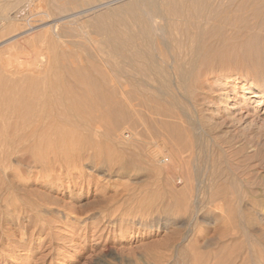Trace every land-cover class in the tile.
<instances>
[{"label": "rangeland", "instance_id": "obj_1", "mask_svg": "<svg viewBox=\"0 0 264 264\" xmlns=\"http://www.w3.org/2000/svg\"><path fill=\"white\" fill-rule=\"evenodd\" d=\"M26 1L0 0V180H3L0 181V264H187L189 259L194 260L191 264H195L207 260V256L213 261L219 260L220 264H243V261L249 264L251 259L253 262L250 264H264V117L249 116L238 111L232 113L234 115L228 114L229 117L213 114L218 98L214 94L221 81L234 76L245 78L247 85L264 81V0H213L209 9L201 8L206 10L203 12L208 20L206 18V27L202 29L204 38H201L200 45L206 46L209 54L206 61L199 59L195 66L199 67H196L198 71L201 68L202 72L206 68L207 74L204 72V76L200 77L201 80L205 79L202 84L204 90L199 89V81L196 75H192L195 76L194 80L190 77L185 79L182 90L175 80L173 83L176 82V86L168 82V86H172L168 92L165 87L162 89V75L149 73L142 59L129 68L125 67L128 71L124 70L123 73L119 71L115 74L111 70L107 53L111 51V46L105 42L104 29L112 30L116 20L111 14L112 8L101 6L100 9L98 6L87 10L84 6L66 11L54 9L56 11H50L53 13L49 19L41 13L42 8L37 7L40 0H29L28 6ZM96 8L100 9L99 12ZM96 12L99 20L104 14L108 16L99 21L97 15L93 16ZM14 15L16 19L12 18ZM55 20H61L57 24L63 34L61 44L53 41L50 34H47L50 39L43 35V31ZM98 22H102L100 26ZM28 25L34 28L29 29ZM223 37L229 38L230 43H221ZM100 44L104 45L100 47ZM6 56L12 58L7 59ZM38 56H43V59H35ZM106 57L109 63L104 62L103 58ZM199 62L206 63V66L199 65ZM103 68L105 75L101 71ZM74 70L76 75H68ZM146 77L149 79L146 80ZM101 78H110L107 81L112 80L113 83L104 82ZM138 78L146 80L147 83L143 81L145 86ZM73 79L79 83L73 82ZM82 80L85 81L83 85ZM115 81L121 84L119 91L127 100L133 101V111L129 113L126 107L122 110L127 116L120 124H111L110 115L114 112L101 113L106 118L100 112L89 113V108L84 106L87 103H78V97L75 98L78 95V99H88L86 94L94 98L91 93L100 92V86L105 84L107 90L106 87L115 85ZM117 83L114 89L118 88ZM111 86L113 92L109 88L107 90L111 92H108L110 96L119 97L120 92L116 93L118 89L114 91ZM178 92L182 96L179 97ZM68 93L73 94L72 97ZM185 95L190 97L186 101ZM52 96H57L53 99L56 105L51 101ZM196 96L200 97L197 99ZM162 99H167L165 107L170 105L171 109L167 107V110L172 115L188 110L189 115L196 119L200 136L198 131L197 134L193 133L192 128L185 124L188 117L184 114L178 121L179 125L174 124L180 129L173 127L164 132L163 129L167 130L168 127L162 125V120L167 119L162 116L166 103ZM188 102L193 104L190 106ZM78 106L81 108L78 109ZM75 113H80L81 117ZM46 119L52 122H48L50 126H46ZM174 121L171 120L172 125ZM13 124L17 127L12 129ZM43 125L46 129H43ZM182 125L186 128L180 127ZM108 126L110 129L113 126L115 131L107 129ZM89 128L94 136L88 133ZM10 129L13 131H8ZM11 132L16 133L9 135L13 134ZM168 132L175 135L168 137ZM21 136L25 138L21 140ZM208 137L211 138L207 141ZM173 138L178 148H189L182 154L186 170L185 166L184 169L180 167L177 176L192 181L186 188L179 185L175 189L177 194L174 190L172 193L165 178L153 170L154 165L147 157L149 149L151 151L156 144H161L165 139L169 142ZM191 142H195L191 144L193 147L190 146ZM124 161L131 162L133 167ZM26 163L30 167H26ZM198 182L202 184L198 187L204 192L222 188L226 191L220 190L224 194H232H226V198L214 202H207L209 199L205 198L206 202L197 206L179 197L180 189L193 191ZM140 210L150 213L146 221L139 219L137 213ZM7 211L13 216L12 220H3ZM230 250L232 256L237 258L228 262L224 258ZM193 251H198L193 253L197 255H194L195 259L191 257ZM236 254L242 255L244 260L240 257V261Z\"/></svg>", "mask_w": 264, "mask_h": 264}, {"label": "bare ground", "instance_id": "obj_2", "mask_svg": "<svg viewBox=\"0 0 264 264\" xmlns=\"http://www.w3.org/2000/svg\"><path fill=\"white\" fill-rule=\"evenodd\" d=\"M97 2V3H96ZM29 0H27L26 1V6H28L29 5ZM212 3H213V0H40V2L37 4V7H39V8H42V10H41V13H43L47 18H49L50 19V15H51V13H53V12H51L50 13V11H53L54 9H58L59 11L60 10H62V11H66V10H75V9H77V8H82V7H84V8H88V9H93V8H95V7H97V8H99L98 6H100V9L102 8L101 6H108L107 8H112V13L111 14H113V16L115 17L114 18V20H115V22H113V27H112V30H110V29H107L105 26V29L104 30H106L105 31V33H106V40H105V42H107L110 46H111V51H109V52H107L108 53V57L110 58V61H111V63H110V65L112 64V68H111V70L115 73H117V72H122L123 73V71L124 70H126L125 69V67H127V68H129V67H131V65L134 63V62H138L140 59H142V60H144V63H146V67H144V68H146V70H148L149 71V73H150V71L151 72H156V73H159L160 75H162V80H161V83H162V89L164 88L167 92L168 91H170L169 89H170V87H172V86H168V82L169 83H171L170 85H174L176 82H177V87L179 88V89H181V88H183L184 86H183V81L185 80V79H187V78H191V80H192V78L194 77L195 78V76H192V75H196V77H197V79H198V87H199V89H202L203 88V86H202V84H203V81L205 80H201L200 79V77H202V76H204V74L206 73L205 71H206V68L204 67V66H206L205 64L206 63H200L199 62V65L200 64H202V65H204V66H201V67H203V68H205L204 70V72H202L201 71V68H200V72L198 71V69H199V67H197V66H195L196 64H197V62L196 61H198L199 59L201 60V62H203L202 60H207V57H208V52H207V49H206V46H203V45H200L201 44V38L203 37V34H204V31L202 30L204 27H206L204 24H205V20H206V18H207V16H206V14L204 13L206 10H203V9H201V8H207V9H209L208 7H210L211 5H212ZM9 4V3H8ZM116 4H118V6L116 7L115 5ZM43 5V7H41ZM201 5V6H200ZM113 6H115V7H113ZM97 8H96V10H97ZM52 9V10H51ZM87 9V10H88ZM100 9H98V10H100ZM104 9V8H103ZM106 9V8H105ZM5 10H6V8H5ZM19 10H21V8H19ZM24 10V9H23ZM97 10V11H98ZM54 11H56V10H54ZM95 11V10H94ZM104 12H105V10H103ZM107 11V10H106ZM204 11V12H203ZM18 12V11H17ZM72 12V11H71ZM77 12V11H76ZM99 12V11H98ZM98 12H96L97 14H95V15H93V16H98L97 17V20H99V14H98ZM104 12H103V14H104ZM19 13V12H18ZM88 13H90V11L88 12ZM92 13V12H91ZM90 13V14H91ZM101 13V12H100ZM208 13V12H207ZM17 15V14H16ZM42 15V14H41ZM40 15V16H41ZM55 15V14H54ZM88 15V14H87ZM8 16V15H7ZM26 16V15H25ZM79 16V15H78ZM77 16V17H78ZM91 16H92V14H91ZM108 15H105L104 14V17H103V15H102V17L103 18H106ZM112 16V15H111ZM6 17V16H5ZM15 18V15L14 16H12V18ZM64 17V16H63ZM83 17V16H82ZM82 17H80L79 18V20H81L82 19ZM90 17V16H89ZM101 17V16H100ZM102 17L100 18V20L99 21H101L102 20ZM209 17V16H208ZM9 18H11V17H9ZM11 18V19H12ZM13 18V19H14ZM54 18V17H53ZM61 18V20H63V18L62 17H60ZM260 18H263V17H261L260 16ZM16 19V18H15ZM59 19V18H58ZM95 19V18H94ZM61 20H55V22L54 23H52V24H50L48 27H47V29H45L44 31H43V35H45V37L47 36L48 37V35L50 34L51 36H52V38L54 39L53 41H55V42H60V44L61 43H63V34L60 32V30H58V25L57 24H59L58 22L59 21H61ZM207 20H208V18H207ZM256 20H257V18H256ZM263 20H264V18H263ZM262 20V21H263ZM96 21V20H95ZM259 21V20H258ZM103 23H104V21H102ZM102 22H98V23H100L99 24V26L101 25V23ZM221 22V21H220ZM30 23V22H29ZM207 23V22H206ZM8 24H10V23H8ZM12 24V23H11ZM31 24V23H30ZM222 24V23H221ZM10 26V25H9ZM15 26V25H14ZM29 27V29H33L34 27H33V25H28ZM99 26H98V28H99ZM103 26V25H102ZM104 27H102V28H104ZM44 28V27H43ZM46 28V27H45ZM100 29V28H99ZM193 29H195V31L193 30ZM207 29V28H206ZM205 30V29H204ZM219 30V29H218ZM99 31H101V30H99ZM207 31V30H206ZM208 32V31H207ZM216 32V31H215ZM45 33V34H44ZM221 33V32H220ZM16 34V33H15ZM48 34V35H47ZM34 35V34H33ZM32 35V36H33ZM213 36H216V33L214 34H212ZM219 35V33L217 32V36ZM221 35H223V34H221ZM256 35V34H255ZM36 36V35H35ZM211 36V35H210ZM104 37V36H103ZM207 37V36H206ZM222 37V36H221ZM35 38V37H34ZM49 38V37H48ZM51 38V39H52ZM204 38V37H203ZM229 38H231V36L229 37ZM229 38L227 39V38H225V37H223V39L221 40V43H225V42H227V44H228V42H229ZM28 39V38H27ZM50 39V38H49ZM219 39V38H218ZM238 39V38H237ZM103 40V41H104ZM216 41H217V38H216ZM219 41L220 40H218L217 42L219 43ZM236 40H234V42H235ZM204 42V41H203ZM233 42V41H232ZM231 42V43H232ZM50 43V42H49ZM103 43V42H102ZM221 43H219L221 46H222V44ZM230 43V42H229ZM52 44H54V43H52ZM56 44V43H55ZM204 44V43H203ZM208 44V43H207ZM104 45V44H103ZM103 45H101L100 44V47L101 46H103ZM208 46V45H207ZM218 46V45H217ZM226 46V45H225ZM227 47V46H226ZM215 48V47H214ZM210 48H209V46H208V50H209ZM254 50H256V49H254ZM103 52V51H102ZM217 52V51H216ZM253 52V51H252ZM217 54H218V52H217ZM12 55H14L15 56V54H12ZM13 56V57H14ZM11 57V56H10ZM10 57H7L6 56V58L8 59V58H10ZM108 57H106V58H103V60L105 59V61L104 62H106V63H109V62H107L106 61V59H108ZM210 57V56H209ZM218 57H219V54H218ZM5 58V59H6ZM12 58V57H11ZM15 58H17V57H15ZM202 58V59H201ZM213 58V57H212ZM6 59V60H7ZM35 59H43V56H38V57H35ZM139 59V60H138ZM199 60V61H200ZM216 60V59H215ZM103 62V61H102ZM196 62V63H195ZM211 63H213L212 61H210ZM11 63V61L8 63L7 62V65H9ZM210 63V64H211ZM216 63V62H215ZM100 64V63H99ZM105 65V64H104ZM135 65V64H134ZM133 65V66H134ZM185 65H187V66H185ZM212 65V64H211ZM214 65V64H213ZM212 65V66H213ZM4 66H6V65H4ZM208 66V65H207ZM135 67V66H134ZM133 67V68H134ZM196 67L198 68V69H196ZM209 67V66H208ZM3 68V67H2ZM100 68V67H99ZM134 69H136V68H134ZM138 69V68H137ZM7 69H5V72H7L6 71ZM139 70V69H138ZM195 70H197L198 72H196ZM210 70V69H209ZM38 71V70H37ZM102 72H104V73H102L103 75H105V70H104V68H103V70H101ZM126 71H128V69L126 70ZM136 72L135 70H132V72ZM5 72H4V74H5ZM71 72V71H70ZM143 72V71H142ZM208 72V71H207ZM27 73V72H26ZM74 73H75V70H74V72H72V73H69L68 75H70V74H72V75H74ZM101 73V72H100ZM107 73V72H106ZM113 73V74H114ZM115 73V74H116ZM13 74V73H12ZM11 74V75H12ZM17 74V73H16ZM20 74V73H19ZM28 74V73H27ZM32 74V73H31ZM38 74H39V71H38ZM77 73H75V75H76ZM108 74V73H107ZM128 74H130V73H128ZM138 74V73H137ZM158 74V75H159ZM207 74V73H206ZM2 75V74H1ZM28 75H30V74H28ZM118 75H119V73H118ZM126 75V74H125ZM131 75H132V73H131ZM131 75H130V77H131ZM136 75V74H135ZM43 76H44V74H43ZM78 76H79V74H78ZM84 76V75H83ZM115 76V78H116V76L117 75H114ZM128 76V75H127ZM36 77V76H35ZM39 77V76H38ZM45 77V76H44ZM72 77V76H71ZM74 77V76H73ZM79 77H81V75L79 76ZM100 77H103L102 75H100ZM133 77V76H132ZM136 77V76H135ZM148 77H151V76H148ZM10 78V77H9ZM30 78H31V76H30ZM86 78V77H85ZM114 78V77H113ZM117 78H118V76H117ZM156 78H157V76H156ZM155 78V79H156ZM194 78H193V80H194ZM14 79V78H13ZM36 79H37V77H36ZM71 79V78H70ZM75 79V78H74ZM73 79V80H74ZM92 79V78H91ZM97 79V78H96ZM102 79V78H101ZM108 79H110V78H108ZM108 79H102V80H104V82L105 81H107ZM127 79V78H126ZM139 79V78H138ZM147 79H149V78H147L146 77V80ZM158 79V78H157ZM31 80V79H30ZM38 80H39V78H38ZM37 80V81H38ZM92 80H94V79H92ZM140 80H142V82L144 81L143 80V78L141 79H139V81ZM146 80L144 81V82H146ZM173 80H175L176 82L175 83H173ZM207 80V79H206ZM34 81H36V80H34ZM72 81V80H71ZM71 81H69V82H71ZM77 81V80H76ZM96 81V80H95ZM99 81H100V79H99ZM111 81V82H110ZM114 81V80H113ZM118 81V80H117ZM137 81V80H136ZM152 81V80H151ZM157 81H159V80H157ZM247 80L245 79V78H242V77H240V76H234V77H232V78H230V79H228L227 81H221L220 83H219V85H220V87L219 88H217V91L215 92V94H214V96H216V97H218V98H216V106H215V112L213 113V114H215V115H217V114H219L220 116H224V115H227L228 116V114L230 115V114H232V113H236L237 111L238 112H244L245 114H247V115H249V116H251V115H256V116H258V115H261L262 117H264V81H260L259 83H256V84H253V85H247L245 82H246ZM73 82H75V80L73 81ZM81 83H82V85L84 84V82L85 81H80ZM113 83L112 82V80H109V81H107V83ZM116 82V81H115ZM119 82V81H118ZM129 82V81H128ZM133 82V81H132ZM143 82V85L145 86V83ZM149 82V81H148ZM156 82V81H155ZM194 82H197V81H194ZM75 83H79V82H75ZM74 83V84H75ZM90 83H92V82H90ZM96 83H98V81L96 82ZM96 83H94L93 82V86H95L94 84H96ZM100 83V82H99ZM117 83V82H116ZM116 83H115V85H116ZM147 83V82H146ZM186 83V82H185ZM205 83V82H204ZM66 84V83H65ZM129 84V83H128ZM127 84V85H128ZM63 85V84H62ZM71 85H72V83H71ZM81 85V86H82ZM99 85H102L101 83L99 84ZM114 85V84H113ZM111 86V85H108V87H106L107 88V90H109L110 89V87L109 86H111V87H113V90L114 91H116L117 89V91H116V93H118V91H119V87L121 88V84L119 85V83H117V86L116 87H118L117 89H114L115 88V85L114 86ZM133 85V84H132ZM154 85V84H153ZM160 85V84H159ZM189 85V84H188ZM66 86H67V84H66ZM81 86H80V88H81ZM93 86H90L93 90H95L94 88H93ZM105 86H107L106 84L103 86H100V87H102V88H100L99 89V91L101 92H97V93H91V94H94V98H92L91 96L92 95H90V94H86L87 96H89L88 97V99L86 98V99H84V98H80V99H78L79 98V96L77 95V96H75L76 95V90H75V98L76 97H78L77 98V100L79 101L78 103H80V102H84V103H87V104H84V106H87V108H89V109H87L88 110V112L90 113V112H100L99 114L101 115V113H107V112H114V113H112L110 116V118L112 119V123L111 124H116V123H119L123 118H124V116L126 115V114H124L123 112H122V110H124V107H126L127 108V110H128V112L130 113V111H133V109H132V104H131V102H133V101H131V102H129L127 99L128 98H126L124 95H123V93H122V91L120 90L119 92H120V94H119V97H111L110 96V94L109 93H111V92H113L111 89L109 90V91H111V92H109V91H107L106 89H105ZM126 86V85H125ZM130 86V85H129ZM138 86V85H137ZM142 86V85H141ZM143 86V87H144ZM149 86H151V85H149ZM174 86H176V85H174ZM213 86V85H212ZM211 86V87H212ZM67 87H69V86H67ZM79 86H77V88H78ZM84 87H86L85 85H84ZM177 87H176V90H175V92H177ZM186 87H187V85H186ZM185 87V88H186ZM188 87H190V85L188 86ZM109 88V89H108ZM128 88V87H127ZM131 88H132V86H131ZM140 88V87H139ZM153 88V87H152ZM191 88V87H190ZM204 88H205V86H204ZM66 89V88H65ZM155 89V88H154ZM172 89H174V87L172 88ZM193 89V88H192ZM216 89V88H215ZM60 90V89H59ZM58 90V91H59ZM68 90V89H67ZM82 90V89H81ZM86 90V89H85ZM96 90H97V87H96ZM127 90H129V89H127ZM134 90V89H133ZM182 90V89H181ZM180 90V91H181ZM188 90V89H187ZM189 90H191V89H189ZM198 90V89H197ZM202 90H204V89H202ZM65 91V90H64ZM98 91V90H97ZM132 91V90H131ZM164 91V90H163ZM174 91V90H173ZM184 91V90H183ZM194 91V90H193ZM67 92V91H66ZM84 92V91H83ZM95 92V91H94ZM109 92V93H108ZM133 92V91H132ZM165 92V91H164ZM172 92V91H171ZM191 92V91H190ZM190 92H188L189 94H190ZM195 92V91H194ZM198 92H199V90H198ZM204 92V91H203ZM63 93V92H62ZM61 93V94H62ZM88 93V92H87ZM179 93V92H178ZM177 93V94H178ZM200 93V92H199ZM198 93V94H199ZM59 94V93H58ZM64 94H66L65 92H64ZM69 94V93H68ZM78 94V93H77ZM84 94V93H83ZM95 94H98V96L96 95L95 96ZM125 94H127V93H125ZM165 94H166V92H165ZM193 94V93H192ZM201 94V93H200ZM55 95V94H54ZM70 95V94H69ZM73 95V94H72ZM72 95H70L71 97H72ZM114 95H115V93H114ZM179 95V97L180 96H182L180 93L178 94ZM203 95V94H202ZM201 95V96H202ZM67 96V95H66ZM120 96H121V98H120ZM144 96V95H143ZM166 96H168V95H166ZM165 96V97H166ZM177 96V95H176ZM175 96V97H176ZM186 96V95H185ZM194 97H195V95H193ZM50 97V96H49ZM55 97H57V96H55ZM54 97V98H55ZM59 97V96H58ZM65 97V96H64ZM63 97V98H64ZM164 97V96H163ZM162 97V98H163ZM171 97V96H170ZM169 97V98H170ZM187 97V96H186ZM184 97L185 98V101H186V99H188V98H190V97ZM198 97H200V96H198ZM198 97L196 96V98L198 99ZM212 97V96H211ZM53 96H52V103H53ZM61 98V97H60ZM68 98V97H67ZM172 98V97H171ZM182 98V97H181ZM206 98H208V97H206ZM214 98V97H213ZM65 99V98H64ZM69 99H70V97H69ZM131 99V98H130ZM168 99V98H167ZM166 99V100H167ZM210 99V98H209ZM208 99V100H209ZM59 100H61V99H59ZM58 100V101H59ZM76 100V101H77ZM83 100V101H82ZM163 100V102L165 103L166 102V100H164V99H162ZM170 100H172V99H170ZM170 100H168V101H170ZM206 100V99H205ZM57 101V102H58ZM71 101H72V99H71ZM70 101V102H71ZM178 101V100H177ZM180 101H183V99L181 100L180 99ZM184 101V102H185ZM202 101V100H201ZM59 102H62V101H59ZM171 102V101H170ZM211 102V101H210ZM56 103V102H55ZM63 103V102H62ZM74 103V102H73ZM73 103H71V104H73ZM136 103V102H135ZM183 103V102H182ZM186 103V102H185ZM190 102H188V104H189ZM214 103V102H213ZM54 104V103H53ZM59 105H60V103H58ZM57 104V105H58ZM74 104H76V103H74ZM166 104H167V102L165 103V105H164V107L166 106ZM171 104V103H170ZM181 104V103H180ZM193 104V103H192ZM191 104V105H192ZM196 104V103H195ZM194 104V105H195ZM54 105H56V104H54ZM59 105H58V107H59ZM62 105V104H61ZM81 105H83V104H81ZM124 105V106H123ZM172 105V104H171ZM174 105H176V104H174ZM177 105H178V102H177ZM190 105V104H189ZM190 105V106H191ZM202 105V104H201ZM74 106V105H73ZM73 106H71L72 108H73ZM173 106V105H172ZM179 106V105H178ZM196 106V105H195ZM63 107V106H62ZM70 107V106H69ZM79 107V106H78ZM78 107H76V108H78ZM110 107V108H109ZM163 106H162V108H164ZM168 107V109H169V107H170V105H168L167 106ZM167 107H165V112H163V114H162V116H163V118H167L166 120H164L163 118V120H162V125L164 126V127H168L167 128V130H165V129H163L164 130V132L165 131H168V130H170L171 128L172 129H174L175 128V130H177L176 128H179V126H177V125H179L178 124V121L180 120V118H182V114H184L186 117H188V119L186 120V119H184V117H183V120L185 121V124H187V126L189 127H191L192 128V131H193V133H196L197 134V131L199 132V126H198V124L196 123V119L194 120L192 117L193 116H190L189 115V113L187 112V111H185V113L184 112H178V115H172L171 114V111L169 112V110H167ZM174 107H177V106H174ZM183 107V106H182ZM66 108V107H65ZM74 109L75 111H77V109ZM81 108V106L78 108V109H80ZM180 108V107H179ZM58 109V108H57ZM64 109V108H63ZM63 109H60L61 111L63 110ZM70 109V108H69ZM170 109H171V107H170ZM182 109V108H181ZM260 109H262V110H260ZM42 110H44V109H42ZM52 109L50 108V111H51ZM56 110V109H55ZM180 110V109H179ZM65 111V110H64ZM83 111H85V110H83ZM190 111V110H189ZM252 111L254 112V113H252ZM42 112H44V111H42ZM47 112V111H46ZM80 112V111H79ZM87 112V111H86ZM17 113V112H16ZM66 113V112H65ZM65 113H63L64 115H66ZM76 113H78V112H76ZM75 113V115H77V117H78V115H79V117H81L80 116V113H82V112H80L79 114H76ZM88 113V114H89ZM132 113V112H131ZM170 113V114H169ZM234 113V114H235ZM42 114V113H41ZM44 114V113H43ZM57 113L55 112V114L54 115H56ZM60 114H61V112H60ZM70 114V113H69ZM110 114V113H109ZM234 114H232V115H234ZM10 115H11V113H10ZM92 115V114H91ZM112 115H113V117H112ZM129 115V114H128ZM238 115V114H237ZM4 116H6V114H4ZM49 116V115H48ZM52 116V115H51ZM51 116H50V118H51ZM72 116V115H71ZM88 116V115H87ZM93 116V115H92ZM95 116V115H94ZM101 116H103V117H105L106 118V116H104V115H101ZM127 116V115H126ZM131 116V115H130ZM130 116H128V117H130ZM195 116V115H194ZM41 117V116H40ZM46 117V116H45ZM59 117V116H58ZM67 117V116H66ZM69 117V116H68ZM76 117V116H75ZM83 117V116H82ZM89 117V116H88ZM128 117H126V118H128ZM225 117V116H224ZM222 118V119H224L225 120V118ZM229 117V116H228ZM9 118H10V116H9ZM13 118V117H12ZM65 117L63 116V119H64ZM71 118V117H70ZM91 118H95V117H91ZM96 118H97V116H96ZM104 118V119H105ZM109 118V119H110ZM125 118V119H126ZM219 118V117H218ZM231 118V117H230ZM61 119V118H60ZM69 119V118H68ZM84 119V118H83ZM103 119V118H102ZM102 119H100V120H102ZM107 119H108V117H107ZM168 119H170V120H168ZM229 119V118H228ZM10 120V119H9ZM35 120V119H34ZM50 120V119H49ZM49 120L47 121V119L45 120V121H47V123H46V126H47V124L50 126V124L49 123H52L51 121L49 122ZM54 120V119H53ZM66 120V119H65ZM70 120V119H69ZM127 120V119H126ZM125 120V121H126ZM171 120H175L174 121V123H173V125L171 124L172 122H171ZM212 120V119H211ZM2 121L3 120H1V124H3L2 123ZM6 121V120H5ZM27 121V120H26ZM28 121H29V119H28ZM40 121L42 122V120L40 119ZM55 121V120H54ZM60 121H62V120H60ZM68 121V120H67ZM70 121H72V120H70ZM84 121H86V120H84ZM98 121H99V119H98ZM103 121V120H102ZM102 121H100V123L102 122ZM108 121V120H107ZM110 121V120H109ZM170 121V122H169ZM182 121V120H181ZM180 121V122H181ZM203 121V120H202ZM13 122V121H12ZM49 122V123H48ZM57 122V121H56ZM69 122V121H68ZM95 122H96V120H95ZM175 122H176V126L177 127H175L174 126V124H175ZM198 122V121H197ZM58 124H59V122H57ZM61 123V122H60ZM73 123V122H72ZM71 123V124H72ZM103 123V122H102ZM106 123H108V122H106ZM105 123V124H106ZM45 124V123H44ZM68 124H70V123H68ZM70 124V125H71ZM76 124V123H75ZM78 124H80V123H78ZM86 124V123H85ZM96 124H98V123H96ZM120 124V123H119ZM181 124V123H180ZM32 125V124H31ZM55 125H57V124H55ZM99 125V124H98ZM101 125H103V124H101ZM199 125H200V123H199ZM1 127H2V125H0ZM15 125L13 124V126L11 125V128L12 127H14ZM89 126V125H88ZM110 126V125H109ZM109 126L107 127V129H109V130H112V129H114V127L112 126V128L110 129L109 128ZM119 126V125H118ZM117 126V127H118ZM172 126V127H171ZM5 128H6V126H4ZM3 127V128H4ZM7 127H10V126H7ZM17 127V126H16ZM16 127H14V128H16ZM20 127V126H19ZM31 127V126H30ZM33 127H35L34 125H33ZM33 127H31V128H33ZM99 127V126H98ZM116 127V126H115ZM174 127V128H173ZM180 127H183V129H185L186 128V126H184V125H182V126H180ZM20 128H22V127H20ZM40 128V127H39ZM45 127H44V125H43V129H44ZM49 127H47V129H48ZM73 127L71 126V129H72ZM87 128V127H86ZM92 128V127H91ZM91 128H89V131L90 132H88V133H90V134H92V133H94V132H91ZM170 128V129H169ZM7 129V128H6ZM13 129V128H12ZM12 129H10V130H8V131H11ZM23 130H24V128H22ZM34 129V128H33ZM46 129V128H45ZM54 129V128H53ZM52 129V130H53ZM60 129V128H59ZM180 129V128H179ZM203 129V128H202ZM2 130V129H1ZM26 130V129H25ZM30 130V129H29ZM40 130H42V128H40ZM51 130V129H50ZM75 130V129H74ZM162 130V131H163ZM201 130V129H200ZM3 131V130H2ZM13 131V130H12ZM18 131H20V130H18ZM31 131V130H30ZM33 131V130H32ZM62 131V130H61ZM77 131H79V130H77ZM80 131H81V129H80ZM84 131V130H83ZM86 131V130H85ZM84 131V132H85ZM93 131H96L95 129L93 130ZM113 131H115V129L113 130ZM196 131V132H195ZM21 132V131H20ZM34 132H35V129H34ZM36 132H37V130H36ZM47 132V131H46ZM69 132H71V131H69ZM83 132V133H84ZM87 132V131H86ZM1 133V132H0ZM7 133H9V132H7ZM11 133H13V132H11ZM16 132H14L13 134H9V135H14ZM38 133V132H37ZM36 133V134H37ZM43 133H45V132H43ZM66 133V132H65ZM78 133V132H77ZM169 133V132H168ZM192 133V132H191ZM4 134V133H3ZM25 133H23V135H24ZM46 134H49V133H46ZM71 134V133H70ZM110 134V133H109ZM170 134H171V132L168 134L169 136L168 137H170ZM199 135H198V137L200 136V134H201V131L198 133ZM17 135V134H16ZM15 135V136H16ZM26 135V134H25ZM45 135V134H44ZM51 135V134H50ZM66 135V134H65ZM93 135V134H92ZM96 135V134H95ZM171 135H175V133H173V134H171ZM1 136V135H0ZM94 136V135H93ZM127 136V135H126ZM129 136V135H128ZM22 137V136H21ZM36 137V136H35ZM39 137V136H38ZM184 137V136H183ZM197 137V136H196ZM23 138H25L24 136L22 137V139L21 140H23ZM34 138V137H33ZM177 138V137H176ZM194 138V137H193ZM209 139H206L207 141L208 140H210V138L211 137H208ZM6 139V138H5ZM11 139V138H10ZM34 139H36V138H34ZM172 139V138H171ZM179 139V138H178ZM196 139V138H195ZM199 139V138H198ZM3 140V139H2ZM116 140V139H115ZM174 140H176V139H174L173 138V140H170L169 142H171L172 141V143H174V144H176L175 142H173ZM197 140V139H196ZM201 140H202V138H201ZM1 141V140H0ZM5 141V140H4ZM11 141H13V140H11ZM165 141H166V139H165ZM162 142L161 144H156L155 145V147L151 150V151H147V152H149V154H148V156L147 157H149V160H151L152 161V165H154V166H152L154 169L153 170H155L156 171V173L158 174V175H162V177H164L165 178V180L168 182L167 184H169L168 185V187H170L169 189H172V193H173V190H174V192H176V190L178 189L177 187L179 186V185H181V186H179V187H187L188 186V184L190 185V183L192 182L191 180L189 181V180H187V179H185L184 177H182V176H177V173H178V169L180 168V167H184L185 165H186V163H185V165H183V162H185V161H183V158H184V156L182 157V154L185 152V151H188L189 150V148L188 147H186V148H188L187 150H186V148L184 147V148H178L177 147V144H176V146L174 145V144H172V143H170L169 144V142L168 141H166V142ZM195 141V140H194ZM22 142V141H21ZM26 142H27V140H26ZM43 142H46V141H43ZM121 142V141H120ZM196 142V141H195ZM195 142H191L190 143V146H192L191 144H193V143H195ZM1 143V142H0ZM8 143V142H7ZM15 143V142H14ZM28 143V142H27ZM38 143V142H37ZM117 143H118V140H117ZM178 143V142H177ZM29 144V143H28ZM36 144V143H35ZM43 144V143H42ZM47 144V143H46ZM147 144V143H146ZM179 144H181V143H179ZM179 144H178V146H179ZM9 145V144H8ZM51 145V144H50ZM119 145V144H118ZM121 145H123V144H121ZM181 145H183V144H181ZM0 146H2V145H0ZM14 146H16V145H14ZM39 146V145H38ZM37 146V147H38ZM41 146V145H40ZM44 146H45V144H44ZM186 146V145H185ZM189 146V145H188ZM189 146V147H190ZM122 147V146H121ZM180 147V146H179ZM193 147V146H192ZM6 148V147H5ZM5 148H4V151H5ZM11 149H12V147H10ZM14 148H16V147H14ZM35 149H37L36 147H34ZM39 148V147H38ZM3 149V148H2ZM30 149V148H29ZM47 149H48V147H47ZM46 149V150H47ZM185 149V150H184ZM191 149V148H190ZM19 150H21V149H19ZM31 150V149H30ZM18 151V150H17ZM5 153V152H4ZM16 153V152H15ZM13 154H11V156H12ZM0 156H1V154H0ZM79 157V156H78ZM145 157H146V155H145ZM3 158V157H2ZM12 158V157H11ZM18 158H20L19 156H18ZM21 158H23V157H21ZM20 158V159H21ZM80 158V157H79ZM24 159V158H23ZM76 160H78V158L76 159ZM148 160V161H149ZM4 161V160H3ZM5 161H6V159H5ZM4 161V162H5ZM17 161V160H16ZM151 161H149V162H151ZM7 162V161H6ZM124 162H127V161H124ZM2 163V162H1ZM28 163H30V162H28ZM123 163V162H122ZM128 163V162H127ZM131 163V162H130ZM130 163H128V164H130ZM27 164V163H26ZM25 164V166L27 167V166H29L30 167V164H27L26 165ZM90 164H93V162L92 161H90ZM125 164V163H124ZM6 165V164H5ZM131 165H132V163H131ZM2 166H4V165H2ZM1 167V166H0ZM7 167V166H6ZM20 167H21V165H20ZM28 167V168H29ZM123 167H125V166H123ZM131 167H133V165L131 166ZM149 167V166H148ZM4 169V168H3ZM20 169V168H19ZM23 169H25V168H23ZM131 169V168H130ZM184 169V168H183ZM28 170V169H27ZM125 170H126V167H125ZM150 170H152L151 168H150ZM185 170H186V166H185ZM21 171H22V168H21ZM43 171V170H42ZM220 172V171H219ZM215 173V172H214ZM221 173V172H220ZM19 174V173H18ZM6 175V174H5ZM215 175V174H214ZM16 176H18V175H16ZM26 176V175H25ZM31 176V175H30ZM217 176H218V173H217ZM21 177V176H20ZM198 178V177H197ZM222 178V177H221ZM220 178V179H221ZM14 179V178H13ZM12 179V180H13ZM199 179V178H198ZM198 179H197V181H198ZM209 179V178H208ZM15 180H16V177H15ZM122 180V179H121ZM1 181V180H0ZM3 181V180H2ZM1 181V182H2ZM15 182V181H14ZM199 182H202V181H199ZM199 182L197 183V188H195L193 191H190V190H188V189H180V191H181V193H179L178 195H179V197L182 199V200H184V201H186V202H190V204H192V205H194V206H197V205H200V204H202V203H205L206 201H205V198H208L209 200H207V202H214V201H218V200H221V199H223V198H226L228 195H230V194H232V193H230V194H227V196L225 197V195L226 194H224L222 191H220V190H223L222 188H220V190L218 189V188H216L215 189V191H212V192H210V191H207V192H204L203 190H200V188L198 187V186H200V185H202V184H199ZM1 184V183H0ZM3 184V183H2ZM192 184V183H191ZM8 185V184H7ZM217 186V185H216ZM2 187V186H1ZM185 187V188H186ZM189 187V186H188ZM177 188V189H176ZM234 188V187H233ZM3 189V188H2ZM8 189V188H7ZM176 189V190H175ZM224 191V190H223ZM8 192V191H7ZM224 192H226V191H224ZM235 192V191H234ZM175 194H177V192L175 193ZM8 195V194H7ZM238 195V194H237ZM234 196V195H233ZM236 196V195H235ZM231 197V196H230ZM238 197V196H237ZM233 198V197H232ZM235 199V198H234ZM10 200V199H9ZM19 205V204H18ZM193 206V207H194ZM210 207V206H209ZM195 208V207H194ZM3 210V209H2ZM210 210V209H209ZM215 210V209H214ZM6 211V210H5ZM10 211V210H9ZM204 211V210H203ZM4 212V211H3ZM12 212V211H11ZM210 212V211H209ZM195 213V212H194ZM5 215V218L3 219V220H6V221H9V220H12V217L13 216H11L10 215V213L7 211V213H4ZM134 214V213H133ZM138 217H139V219L140 220H142V222L143 221H146V219H147V217H149V215H150V213L149 212H147V210H140L138 213ZM221 214V213H220ZM13 215H14V213H13ZM192 215H193V213H192ZM134 217V215H131V217ZM195 216V215H194ZM1 217V216H0ZM15 217V216H14ZM128 217H130V216H128ZM128 217H126L127 219H128ZM196 217V216H195ZM190 218V217H189ZM192 218V217H191ZM198 218V217H197ZM130 219V218H129ZM194 219V218H193ZM189 220V219H188ZM192 220V219H191ZM2 221V220H1ZM193 222V221H192ZM13 223V222H12ZM8 227V226H7ZM188 227V226H187ZM190 228V227H189ZM220 235V234H219ZM191 236H193V235H191ZM216 237V236H215ZM218 237V236H217ZM220 237V236H219ZM194 238H196V236H195V233H194ZM207 238V237H206ZM205 239V238H204ZM192 240H193V238H192ZM214 240V239H213ZM217 240V239H216ZM216 240H215V242H216ZM209 242V241H208ZM244 243V242H243ZM207 244V243H206ZM205 245V244H204ZM206 246V245H205ZM210 247V246H209ZM243 247V246H242ZM245 248H246V245H245ZM247 248H249V247H247ZM195 249V248H194ZM199 249V248H198ZM205 249V248H204ZM192 251V250H191ZM201 251V250H200ZM199 251V252H200ZM206 251V249L204 250V252ZM215 251V250H214ZM239 251V250H238ZM198 251H193L192 252V254L193 253H197ZM211 252V251H210ZM210 252H209V254H210ZM255 252H257V251H255ZM178 253V252H177ZM212 253H215L214 255L215 256H217L216 255V253L217 252H213L212 251ZM212 253H211V255H212ZM219 254H220V252H218ZM224 253V252H223ZM222 253V254H223ZM227 253V252H226ZM225 253V256H226V258H224V259H226L228 262H231V260L235 257V258H237L236 256H232V254H233V252H231V250H230V252H229V254H226ZM234 253H235V251H234ZM191 254V255H192ZM195 254H193L191 257H193ZM242 254V253H241ZM248 254V253H247ZM259 254V253H258ZM176 255V254H175ZM200 254H198V257H200L199 256ZM204 255V254H203ZM208 255V254H207ZM210 255V256H211ZM224 255V254H223ZM222 255V256H223ZM235 255V254H234ZM237 256H239V254H236ZM243 255V254H242ZM241 255V256H242ZM252 254H250V256H251ZM174 256V255H173ZM195 256H197V255H195ZM195 256H194V259H195ZM219 256V255H218ZM220 256H221V254H220ZM241 256H239V259H240V257ZM197 257V258H198ZM203 257V256H202ZM204 257H205V255H204ZM244 257H245V255H244ZM172 258V257H171ZM196 258V259H197ZM207 260H205V259H203V260H205V261H197V262H195V264H220V262H219V260H215L214 259V261H213V259H209V257L207 256ZM222 258V257H221ZM220 258V259H221ZM243 257H241V259H242ZM189 259V258H188ZM216 259H218V258H216ZM241 259H240V261H241ZM262 259V258H261ZM167 260H169V259H167ZM177 260V259H176ZM187 260V259H186ZM191 259H189V261H187L188 263H192V262H194V260L193 261H190ZM198 260V259H197ZM236 260V259H235ZM235 260H233L234 262H235ZM243 260H244V258H243ZM253 259H251V261H250V263H252L253 261H252ZM256 260V259H255ZM257 261H259V260H257ZM177 262V261H176ZM261 262V261H260ZM182 263V262H181ZM187 263V264H188ZM239 263H241V262H239ZM249 263V264H250ZM227 264V263H226ZM228 264H231V263H228ZM235 264V263H234ZM242 264V263H241ZM243 264H245L244 263V261H243Z\"/></svg>", "mask_w": 264, "mask_h": 264}]
</instances>
